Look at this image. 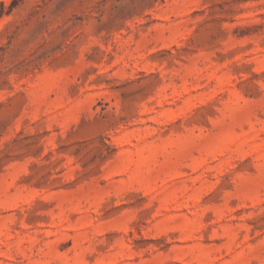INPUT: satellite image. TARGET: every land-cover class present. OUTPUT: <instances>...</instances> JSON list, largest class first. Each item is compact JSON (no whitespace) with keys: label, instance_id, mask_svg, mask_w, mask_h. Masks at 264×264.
I'll return each mask as SVG.
<instances>
[{"label":"rangeland","instance_id":"374dc122","mask_svg":"<svg viewBox=\"0 0 264 264\" xmlns=\"http://www.w3.org/2000/svg\"><path fill=\"white\" fill-rule=\"evenodd\" d=\"M0 1V264H264V0Z\"/></svg>","mask_w":264,"mask_h":264},{"label":"trees","instance_id":"16d2710c","mask_svg":"<svg viewBox=\"0 0 264 264\" xmlns=\"http://www.w3.org/2000/svg\"><path fill=\"white\" fill-rule=\"evenodd\" d=\"M2 7H3V2L0 1V13H1Z\"/></svg>","mask_w":264,"mask_h":264}]
</instances>
